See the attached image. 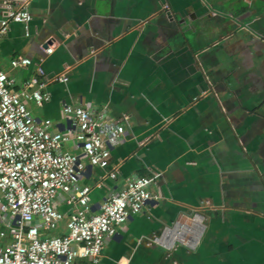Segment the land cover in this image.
I'll return each instance as SVG.
<instances>
[{"label":"crops","instance_id":"1","mask_svg":"<svg viewBox=\"0 0 264 264\" xmlns=\"http://www.w3.org/2000/svg\"><path fill=\"white\" fill-rule=\"evenodd\" d=\"M6 2L32 19L10 22L0 67L17 86L35 65L13 68L16 55L68 75L50 82L49 100L27 101L36 119H58L64 102L123 118L109 167L118 177L91 165L79 176L104 182L92 210L126 177L157 173L155 197L106 240L98 264H264V0H0V20ZM54 204L72 211L62 196ZM195 215V243L154 240ZM10 221L0 214L9 233ZM65 231L62 221L49 233Z\"/></svg>","mask_w":264,"mask_h":264},{"label":"built area","instance_id":"2","mask_svg":"<svg viewBox=\"0 0 264 264\" xmlns=\"http://www.w3.org/2000/svg\"><path fill=\"white\" fill-rule=\"evenodd\" d=\"M4 7L0 38L10 22L27 25L32 19L26 7H14L9 2ZM45 50L52 52L53 46ZM10 64L13 68H35L17 86L15 78L0 67V214L13 219L8 223L10 233L0 228V264H81L80 259L98 264L106 240L155 197L151 185L157 173L126 177L93 211L91 191L104 182L100 178L94 185L82 184L79 176L91 165L107 169L111 178L118 177L119 168L109 167L111 149L124 135L123 118L111 121L104 109L95 111L90 106L64 102L58 119L38 120L27 101L42 104L49 100L50 82H66L68 75L64 72L49 77L40 61L24 55L12 57ZM61 121L65 129L54 128ZM70 141L78 152L65 148ZM60 196L72 206L67 218L54 204ZM192 219L191 224L177 221L165 226L154 240L164 245L175 239L195 243L197 215ZM62 221L66 231L50 234Z\"/></svg>","mask_w":264,"mask_h":264}]
</instances>
